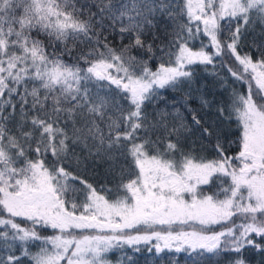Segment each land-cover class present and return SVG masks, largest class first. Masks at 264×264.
<instances>
[{
  "label": "snow or ice",
  "instance_id": "6c2138e0",
  "mask_svg": "<svg viewBox=\"0 0 264 264\" xmlns=\"http://www.w3.org/2000/svg\"><path fill=\"white\" fill-rule=\"evenodd\" d=\"M158 16L172 25L159 46L146 39ZM256 24L264 0H0V264H112L113 249L141 243L188 264L264 252V40L255 58L244 43ZM109 31L129 43L112 47ZM218 58L247 91L216 109L237 123L235 155L188 108L209 159L185 150L183 117L149 119L145 107ZM88 161L120 177L115 192L81 178Z\"/></svg>",
  "mask_w": 264,
  "mask_h": 264
},
{
  "label": "trees",
  "instance_id": "16d2710c",
  "mask_svg": "<svg viewBox=\"0 0 264 264\" xmlns=\"http://www.w3.org/2000/svg\"><path fill=\"white\" fill-rule=\"evenodd\" d=\"M80 4L92 5V0H78ZM175 3L181 4L183 0H174ZM92 11H96L95 7H92ZM157 26L154 32L147 34L146 39L149 43L153 42L155 37V45L159 46L162 43H167L171 39L170 33L172 25L169 21L165 20L163 16L156 17ZM223 23V22H222ZM254 31L247 33L244 43L247 45V50L253 52L255 58V49L252 48V42H260L264 40V36L260 35L264 29L260 24L254 26ZM105 36L108 37V43L119 49L122 45L129 43L128 38L121 40L118 32H105ZM205 38V43H207ZM194 49L199 48V41H193L190 44ZM159 55V53L157 52ZM132 55L137 57H143L148 60V54L144 50H132ZM225 63H230L228 58H224ZM159 61L156 59L148 60V66L153 70H156ZM193 75L190 81H186L182 85H179L176 89L160 90L161 95L154 98L151 102H146L145 111L149 115V119L156 117V114L163 111L168 115V120L171 122L174 116L183 117L185 122L191 126V132L188 133L187 139L184 140L185 150H194L196 154L206 156L211 159L214 156L211 144L207 140L202 141L198 130L191 124V116L188 112V108L194 109L204 118V121L214 125L215 130L219 131L227 150L228 155H235L237 153L238 144L236 143L239 135V129L235 119L228 120L225 117L218 116L216 109L220 104H227L233 90L244 93L247 91L245 85H242L239 81L234 80L226 68L222 67L221 60L218 58L213 65L194 64L191 67ZM114 87V86H113ZM201 97L210 102V106L204 107L201 105ZM185 99H187V106H185ZM179 110L177 113L176 110ZM7 114V112L5 113ZM19 118L17 112V119ZM212 143H215V137L212 139ZM76 154L83 156L84 153L77 149ZM70 171L76 170V164L74 160H70L66 165ZM85 166H82L84 168ZM80 176L82 179L91 183L97 189L105 187L111 188L113 192L116 190V186L119 183L120 177L113 173H108L107 163H93L88 161L86 164V170L81 171ZM239 222V221H238ZM219 230V227H216ZM50 234V230H49ZM259 239V238H257ZM152 243H155L153 241ZM140 251H135L134 247L123 246L119 249H113L109 254V259L112 264H188V257L185 253H176L174 251H168L165 249L163 252L157 253L153 248L152 251H148L152 244H143L139 246ZM33 252L38 249L33 247ZM19 255V252H17ZM210 259H206L204 264H230L234 258V254L224 252L218 256H211ZM131 257V259H129ZM243 257L247 261V264H264V252L257 251L252 247H248L243 251ZM23 264H30V260L27 257H23Z\"/></svg>",
  "mask_w": 264,
  "mask_h": 264
},
{
  "label": "rangeland",
  "instance_id": "374dc122",
  "mask_svg": "<svg viewBox=\"0 0 264 264\" xmlns=\"http://www.w3.org/2000/svg\"><path fill=\"white\" fill-rule=\"evenodd\" d=\"M191 66H192V65H191ZM191 66H190V67H191Z\"/></svg>",
  "mask_w": 264,
  "mask_h": 264
}]
</instances>
